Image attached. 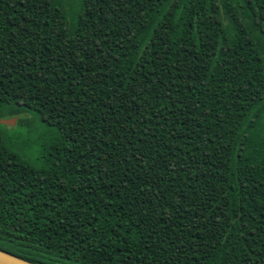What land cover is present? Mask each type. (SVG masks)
Wrapping results in <instances>:
<instances>
[{
    "label": "trees",
    "instance_id": "16d2710c",
    "mask_svg": "<svg viewBox=\"0 0 264 264\" xmlns=\"http://www.w3.org/2000/svg\"><path fill=\"white\" fill-rule=\"evenodd\" d=\"M13 118L2 251L264 264V0H0Z\"/></svg>",
    "mask_w": 264,
    "mask_h": 264
},
{
    "label": "water",
    "instance_id": "95a60500",
    "mask_svg": "<svg viewBox=\"0 0 264 264\" xmlns=\"http://www.w3.org/2000/svg\"><path fill=\"white\" fill-rule=\"evenodd\" d=\"M14 121H15V118L10 119V120L3 119V120H0V123L4 125H9V124H12ZM0 264H31V263L24 261L22 259H19L0 249Z\"/></svg>",
    "mask_w": 264,
    "mask_h": 264
},
{
    "label": "rangeland",
    "instance_id": "374dc122",
    "mask_svg": "<svg viewBox=\"0 0 264 264\" xmlns=\"http://www.w3.org/2000/svg\"><path fill=\"white\" fill-rule=\"evenodd\" d=\"M16 119H15V121L12 123V124H9L8 126H10V127H14L15 126V124H16ZM5 127V126H4ZM13 129H15V128H13Z\"/></svg>",
    "mask_w": 264,
    "mask_h": 264
}]
</instances>
